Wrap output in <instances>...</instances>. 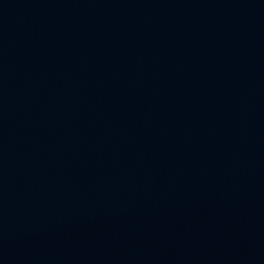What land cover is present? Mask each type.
Instances as JSON below:
<instances>
[{
    "label": "water",
    "instance_id": "obj_1",
    "mask_svg": "<svg viewBox=\"0 0 264 264\" xmlns=\"http://www.w3.org/2000/svg\"><path fill=\"white\" fill-rule=\"evenodd\" d=\"M0 264H264V0H0Z\"/></svg>",
    "mask_w": 264,
    "mask_h": 264
}]
</instances>
